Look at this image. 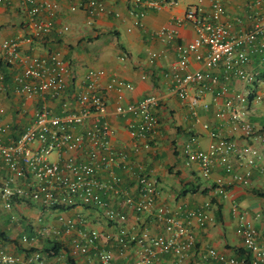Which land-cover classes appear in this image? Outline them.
<instances>
[{"label":"built area","instance_id":"built-area-1","mask_svg":"<svg viewBox=\"0 0 264 264\" xmlns=\"http://www.w3.org/2000/svg\"><path fill=\"white\" fill-rule=\"evenodd\" d=\"M108 1L85 0L89 26L96 16L106 11ZM132 2L136 7H142L138 15L134 13L136 16H143L146 7H161L157 0ZM175 2L169 0L168 4ZM263 3L264 0H253L256 6ZM0 5H16L26 15L27 37L23 41L31 46H45L53 33L63 36L70 31L68 25L56 28L54 18L59 7L56 0H0ZM71 9L75 11L76 7ZM203 12L199 3L191 6L185 14L184 21L194 26L197 37L192 43L176 48L180 55L176 65L180 73L175 79L176 92L181 100H187L191 88H196L190 98L191 106L196 108L217 85L218 78L211 73L217 68L223 69L225 81L238 78L250 84L253 86L251 89L235 95L237 107L232 112V119L241 126L245 138L264 143V133L248 121L251 97L256 103L264 102V79H258L253 72L246 70L251 56L258 55L264 60V14L254 19L249 31L232 33L231 26L222 21L225 9L221 1L213 3L210 18L201 16ZM157 35L169 41L175 38V33L168 29L160 30ZM21 44L18 40L1 41L0 63L9 66L26 63L22 73L14 77L15 92L43 100L34 112L31 125L18 138L11 132L10 124L1 122L0 116V208L10 212L12 221H18V216L12 213L15 208L34 206L41 211L35 235H24L21 242L31 248L42 240L60 242L67 255L79 257L95 251L101 264H111L114 253L100 250L102 242L111 240L117 243L121 254L131 250L133 244L140 246L137 264H159L155 259L156 250L174 256L176 259L171 264H182L196 247L194 223L202 227L214 222L211 205L207 203L201 210L185 212L183 220L179 218L183 213L181 207L157 206L161 194L160 181L142 168L135 170L128 154L124 150H116L112 144L117 130L109 118L130 115L133 119L128 122V132L134 152L140 153L156 146L155 139L161 125L157 114L161 106L159 96L151 93L137 104H118L110 109L108 92H131L134 90L132 84L112 79L105 87L102 82L105 72L99 69H90L84 76L74 74L70 63L60 52L49 53L46 57L23 58ZM191 54L202 63L203 70L187 72ZM151 55L156 57V54ZM125 58L122 56L120 59L124 61ZM5 88V77L0 68V93ZM57 101L62 102L60 114L50 106ZM213 136L215 141L207 150L201 149L194 138L185 144L187 164H199L205 176L210 174L216 163L224 166L228 173H233L230 157L234 154L244 171L235 172L233 177L247 184L252 168L257 166L259 151L252 148L240 150L236 142ZM118 169L123 170L124 176L118 174ZM129 177L135 183L128 188L126 178ZM215 192L224 197L228 195L221 181L217 183ZM82 207L99 211L117 232L102 235L98 229L89 226L84 214L73 217L61 213ZM126 210L139 217H154L155 222L163 226L164 233L154 237L147 231L141 235L128 234L129 215ZM46 214H55L57 225L52 222L40 225ZM240 233L248 257L227 258L215 249H209L203 256V264L210 261L264 264V245L257 228L252 222H246ZM35 249L23 260L0 249V264H48L43 253Z\"/></svg>","mask_w":264,"mask_h":264},{"label":"crops","instance_id":"crops-1","mask_svg":"<svg viewBox=\"0 0 264 264\" xmlns=\"http://www.w3.org/2000/svg\"><path fill=\"white\" fill-rule=\"evenodd\" d=\"M56 1L59 7L54 22L56 28L68 25L70 31L67 34L58 36L53 33L45 46H31L23 41L27 37L26 15L16 5H0V42L7 39L21 41L20 52L23 58L46 57L49 53L60 52L70 63L74 74L80 76H84L90 69L102 70L105 72L102 80L105 87L112 79L132 84L134 90L131 92H108L110 109L118 104H137L151 93L159 96L161 106L157 114L161 125L155 139L156 146L143 149L140 153L134 152L133 140L128 132V122L133 119L130 115L109 118L117 130L112 144L116 150H124L128 154L129 162L135 170L142 168L160 181L161 194L157 199V206L168 205L175 209L181 207L183 213L179 214V218L183 220L185 212L201 210L207 203L211 205L214 222L202 227L194 223L196 247L182 264H203V256L209 249H215L227 258L247 257L240 233L246 222H252L257 228L261 234V244L264 245V143L245 138L241 126L232 119V112L237 107L235 95L248 91L253 86L238 78L225 81L223 69H214L211 73L218 78L217 85L212 93L206 94L199 105L193 108L190 98L196 88H191L189 99L181 100L176 92L175 80L176 75L180 74L176 70L180 57L177 46L192 43L197 37L194 26L184 21L191 6L200 3L204 11L201 16L208 19L213 3L221 1L225 9L222 21L231 26L232 33H240L249 31L254 19L264 14V3L256 6L253 0H175V4L170 5L169 0H157L161 4L160 8L146 7L143 9V16H136L142 7H136L132 2L134 0H109L106 11L96 16L93 24L89 26L85 0ZM73 6L76 7L75 11L71 9ZM162 29L173 31L174 40L159 37L157 33ZM151 54H156V57ZM122 56L126 57L124 61L120 59ZM188 59L187 72L204 69L194 54ZM0 64L6 85L5 91L0 93L1 122L10 124L12 133L14 129H24L25 132L43 100L28 98L15 92L14 77L22 73L26 63H17L14 66L4 62ZM246 67L258 79H264V60L261 57L251 56ZM143 76L146 78L143 79ZM50 106L55 113L60 114L62 102L57 101ZM249 108L248 121L264 133V102L256 103L251 97ZM213 134L236 142L240 150L252 148L259 151L257 166L252 168L247 184L233 177L235 172L244 171L234 154L230 157L234 165L233 173H227L224 166L216 163L210 174L205 176L199 164H187L185 144L194 138L201 149L207 150L215 141ZM117 172L124 176L122 169ZM126 179L128 188L135 183L130 177ZM219 181L227 190V197L215 192L214 187ZM66 212L73 217L84 214L89 226L98 229L102 235H113L117 232L116 227L108 224L99 211L82 207ZM12 213L18 216V221H12L10 212L0 208V249L23 260L26 254L34 250L30 251L31 246L23 244L21 238L24 235H35L41 211L30 206L15 208ZM128 215V234L141 235L147 231L154 237L164 233L163 226L156 223L154 217H139L132 212ZM257 216L260 218L255 220ZM46 222L57 225L55 214H46L40 225ZM3 235L15 240V244L7 243ZM48 241L42 240L35 246L43 253L48 264H101L95 251L86 256L72 257L60 248L57 255H49L42 251L44 243ZM56 243L59 245L60 242ZM140 249V246L133 244L131 250L121 254L117 243L111 240L108 243L102 242L100 247L101 251L114 253L111 264H137ZM155 259L159 264H171L176 258L156 250ZM207 264L222 263L210 261Z\"/></svg>","mask_w":264,"mask_h":264},{"label":"trees","instance_id":"trees-1","mask_svg":"<svg viewBox=\"0 0 264 264\" xmlns=\"http://www.w3.org/2000/svg\"><path fill=\"white\" fill-rule=\"evenodd\" d=\"M69 92H71V95H73V93H74L72 88H70ZM13 133H14V137L18 138L20 135H22L24 133V129L23 130L22 129H19V130L14 129ZM214 188H216V186ZM1 235L2 234L0 233V236ZM3 238L5 239V241L7 243H14L15 244V240H12V239H10L9 237H6V236H4ZM45 241H47V240H45ZM60 248H61L60 244L58 245L56 242L48 241V242L44 243V247H43L42 251L46 252L49 255H57L60 252ZM33 250H35V249L32 248L30 251H33ZM247 257H248V255H247Z\"/></svg>","mask_w":264,"mask_h":264},{"label":"rangeland","instance_id":"rangeland-1","mask_svg":"<svg viewBox=\"0 0 264 264\" xmlns=\"http://www.w3.org/2000/svg\"><path fill=\"white\" fill-rule=\"evenodd\" d=\"M61 213H63L64 215H68V212L66 211H62Z\"/></svg>","mask_w":264,"mask_h":264},{"label":"clouds","instance_id":"clouds-1","mask_svg":"<svg viewBox=\"0 0 264 264\" xmlns=\"http://www.w3.org/2000/svg\"><path fill=\"white\" fill-rule=\"evenodd\" d=\"M36 250V249H35Z\"/></svg>","mask_w":264,"mask_h":264}]
</instances>
